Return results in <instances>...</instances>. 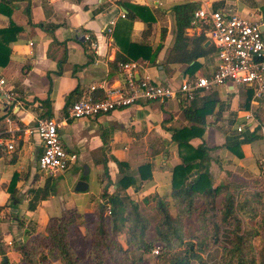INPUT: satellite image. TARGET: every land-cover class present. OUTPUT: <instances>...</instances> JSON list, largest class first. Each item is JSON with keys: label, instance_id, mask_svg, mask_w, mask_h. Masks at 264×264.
Masks as SVG:
<instances>
[{"label": "crops", "instance_id": "crops-1", "mask_svg": "<svg viewBox=\"0 0 264 264\" xmlns=\"http://www.w3.org/2000/svg\"><path fill=\"white\" fill-rule=\"evenodd\" d=\"M187 2L257 21L264 37V0H0V31L10 26L17 30L12 40L9 34L0 35L1 61L8 56L7 63L0 65V76L5 79L6 92L13 94L11 101L0 94V243L6 249L0 262L4 258L8 264L20 262L17 243L26 240L25 233L43 232L48 220L63 211L74 210L81 219L92 216L100 210L104 193L136 202L149 195L170 201L172 169L181 163L171 132L195 126L185 119L183 110L190 103L181 98L68 120L60 135L64 147L77 159L54 178L38 174L42 146L30 130L38 117L61 118L68 107L66 96L76 88L83 94L94 84L106 89L121 85V63L116 57L139 65L136 79L148 76L177 87L184 79L210 78L217 67L215 53L199 58L195 68L190 67L193 62H166L175 37L171 8ZM122 4L143 7L146 12L136 10L134 19L122 18V13L128 14ZM46 30H52V35ZM201 33L199 28L186 29L189 37ZM130 43L145 44L152 52L160 48L154 63L129 59ZM103 94L100 87L92 96ZM208 101L213 107L205 116L203 134L189 143L212 148V183L226 182L240 172L257 175L258 162L264 157V96L256 100L248 86L228 85L202 91L193 99L196 107ZM247 115H252V123L246 121ZM241 125L244 129L238 132ZM252 133L255 137L249 142ZM235 142H242L241 157L225 147ZM9 143L12 150L6 148ZM145 165L149 168L141 179L139 168ZM14 177L15 197L9 188ZM78 181L86 183V190L75 191ZM47 182L50 194L42 199ZM13 200L16 208L10 207Z\"/></svg>", "mask_w": 264, "mask_h": 264}, {"label": "trees", "instance_id": "trees-1", "mask_svg": "<svg viewBox=\"0 0 264 264\" xmlns=\"http://www.w3.org/2000/svg\"><path fill=\"white\" fill-rule=\"evenodd\" d=\"M122 5L128 10L125 17L129 19L135 18L136 10L145 11L143 7ZM197 9V5L192 2L171 8L175 37L166 58L167 63L193 62L190 67L195 68L199 58L215 53L212 45L204 47L206 38L203 33L193 37L186 35V29L190 27L193 13ZM139 17L144 18L142 15ZM16 31L10 26L0 31V35L9 34L12 40ZM46 31L52 35V30ZM159 49L152 52L151 47L145 44L130 43L127 56L134 61L145 59L154 63ZM116 60L121 64L127 62L119 57ZM7 61L8 56H5L2 61L0 59V65H5ZM81 95L78 88L72 90L66 96V104L73 103ZM188 103L190 104L183 110V114L195 126L175 128L171 132L181 163L172 169L170 201L157 195H149L136 202L118 194L104 193L103 199L110 205L109 215L105 214L100 205L98 212L85 217L84 222L79 225L74 210L63 211L60 217L48 220L43 232L25 233L26 240L17 243L21 261L25 264H39L47 261L50 256L59 264H149L144 255L158 247L160 252L156 260L160 264H264V217L260 221L255 220L256 210L254 207L249 208V204L259 203L261 192H244V197L241 198L243 189L248 184L258 183V178L251 176L242 181L230 180L216 185L212 183L209 172V151L212 148H208L205 143L193 147L189 142L194 137L202 136L205 116L212 112L213 103L205 102L203 107H196L193 100ZM254 137L255 133L250 134L248 141ZM241 144L242 142H235L226 144L225 147L241 157ZM2 151L0 146V157ZM114 161L121 167V162ZM148 168L147 165L139 168L141 179L146 178L144 170ZM261 182L263 181L260 184ZM128 183L123 184V187ZM14 185L15 177L9 185L10 193L15 197ZM49 194L47 182L41 190L42 199ZM10 207L16 208V205L10 203ZM171 209L175 211L174 216ZM148 210L154 211L158 216L154 236L151 238L147 233L152 222L146 213ZM193 217L196 229L188 236L185 222ZM245 219L248 222L243 221ZM251 219L258 222V228L254 225L244 228L243 224H249ZM77 226L82 229L81 232L76 231ZM121 235L124 236L123 240L118 239ZM254 237L262 240L259 253H255L251 245ZM208 252L209 260L213 261L208 262L203 258V254ZM5 254L6 249L0 243V255ZM0 264H8V261H1Z\"/></svg>", "mask_w": 264, "mask_h": 264}, {"label": "built area", "instance_id": "built-area-1", "mask_svg": "<svg viewBox=\"0 0 264 264\" xmlns=\"http://www.w3.org/2000/svg\"><path fill=\"white\" fill-rule=\"evenodd\" d=\"M121 17L125 15L122 13ZM109 25L112 26L113 21ZM190 27L199 28L215 49L217 67L210 78H188L173 87L154 82L148 76L136 79L134 72L139 65L135 62L120 64L123 75L121 85L106 89L94 84L78 100L68 105L61 118L41 116L36 119L30 132L36 134L42 146L37 160L39 175L43 178L57 177L76 161L77 155L67 151L60 135L68 120L95 118L142 102H163L177 97L189 102L202 91L228 85L248 86L256 100L264 96V37L259 22L229 11L198 8L193 13ZM85 39L89 40L90 37L85 36ZM5 85V79L0 76V94L11 101L13 94L6 92ZM100 87L104 94L94 99L92 93ZM245 119L249 123L254 121L252 115H247ZM243 129V125L237 127L238 132ZM6 148L12 150L13 144L9 143ZM258 164L264 171V157ZM100 204L105 214L109 215L110 205L105 200ZM158 252V249L152 250L154 254Z\"/></svg>", "mask_w": 264, "mask_h": 264}, {"label": "rangeland", "instance_id": "rangeland-1", "mask_svg": "<svg viewBox=\"0 0 264 264\" xmlns=\"http://www.w3.org/2000/svg\"><path fill=\"white\" fill-rule=\"evenodd\" d=\"M257 167H258V170H257L258 174L254 175V176H257L256 178H258L257 180L259 182L258 183L248 184L247 187L243 189V192L241 193V198L244 197V194H245L244 192H246V194H250V192H252L253 190L261 192V196L262 197H261L259 203L256 204V202H253L252 205L249 204V208L254 207V209L256 210L257 215H256V219L255 220L260 221L264 217V171H262V169L259 167V164H258ZM251 176H253V175L248 174L247 172H240V173L235 174L234 177L229 176L228 180L226 182H228L230 180L231 181L232 180L233 181H242V180H245V178L251 177ZM260 181H263V182H261V184H260ZM146 213L150 216L151 221H152L151 225H150V228H149V230L147 232L149 237L151 238V237L154 236V229H155L154 227H155V223H156V220H157L158 216L156 214H154V213H149L148 211H146ZM171 213H172L173 216L175 215L174 209H171ZM255 220L251 219L249 224H245L244 223L243 224L244 228L247 227V226H253V225L255 226V228H258L259 224ZM243 221L248 222V219H245ZM83 222H84V218H82V219L81 218H77V223L79 225H81ZM185 228H186L187 235L189 236L191 234V232L194 229H196L195 217H193L192 219H189V220H187L185 222ZM156 229L158 230V227H156ZM76 231L77 232H81L82 229H80L79 226H77ZM118 239L123 240L124 236L121 235V236L118 237ZM251 245H252V248L256 251L255 253H259V250L262 247L261 238L260 237H254L253 239H251ZM154 249H158V251L160 252V249L158 247H154ZM209 252H211V251H209ZM209 252L203 254V258L204 259L209 260V257H210V253ZM156 256H157V254H154L151 251L149 254L144 255V258L148 261L149 264H160V262L156 260ZM37 257L39 258V255ZM210 261H213V259L209 260L208 262H210ZM15 264H25V263L20 261L18 263L16 262ZM39 264H59V262L55 261L52 257L49 256L47 261H45L43 263H39Z\"/></svg>", "mask_w": 264, "mask_h": 264}, {"label": "water", "instance_id": "water-1", "mask_svg": "<svg viewBox=\"0 0 264 264\" xmlns=\"http://www.w3.org/2000/svg\"><path fill=\"white\" fill-rule=\"evenodd\" d=\"M261 30L263 31L262 28H261ZM209 45H210V42L207 41V42L205 43L204 46L207 47V46H209ZM86 188H87V185H86L85 182H83V181H78V182L76 183V186H75V191L82 192V191L86 190ZM15 204H16V200H13V205H15ZM13 211H15V209H13ZM4 261H5V258H4Z\"/></svg>", "mask_w": 264, "mask_h": 264}]
</instances>
